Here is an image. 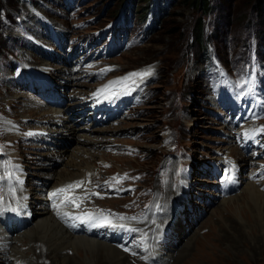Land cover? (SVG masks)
<instances>
[{
	"label": "rangeland",
	"instance_id": "obj_1",
	"mask_svg": "<svg viewBox=\"0 0 264 264\" xmlns=\"http://www.w3.org/2000/svg\"><path fill=\"white\" fill-rule=\"evenodd\" d=\"M202 1L0 0V191L20 176L6 169L11 162L22 163L21 184L34 196L55 164L50 185L91 171L125 174L123 183L93 187L113 199L88 197L98 201L91 209L151 205L140 218L106 212L135 224L116 245L131 259L79 243L68 250L76 261L66 255L64 264H264V1ZM106 86L114 93L95 108ZM56 108L78 134L92 131L86 134L107 147L47 141ZM61 145L72 151L47 163ZM77 151L88 154L73 161ZM64 185L69 195L81 191ZM32 195L38 211L46 201ZM176 205L179 234L175 224L164 227ZM162 214V230L147 233L146 217ZM12 221L0 230L15 237ZM29 229L21 248L44 250L41 225ZM160 235L166 263L154 254ZM1 245L0 264H10Z\"/></svg>",
	"mask_w": 264,
	"mask_h": 264
},
{
	"label": "bare ground",
	"instance_id": "obj_2",
	"mask_svg": "<svg viewBox=\"0 0 264 264\" xmlns=\"http://www.w3.org/2000/svg\"><path fill=\"white\" fill-rule=\"evenodd\" d=\"M114 84L118 85L119 83H114ZM114 88L115 86L114 87L106 86V88L102 90H98V93L95 94L96 95L95 100H97V105L95 108L99 109V107L106 105V101L114 93L113 91ZM62 111H63L62 109H58V108L52 109L50 111L52 112L50 113L51 119L49 120L51 124V126L49 127L51 128V130L48 133L49 137L46 139L47 141L48 140L50 141L53 139L56 140L55 142H59L61 140H71V141H75L77 145H82V146L83 145L87 146L89 144L92 146H97L100 149L107 147L102 142L97 141L95 138L90 137V135L86 134V133H92V131L85 132L83 134H78L80 131L78 128V125L72 124L70 121L65 120V116ZM17 138L19 141L23 139V137H20V138L17 137ZM69 151H72V150H68L67 147L65 148L64 145H61L60 148H58L55 152H52L55 155H51V157L48 158L47 163L49 164L56 163L57 162L56 156H60V159H62L63 156H65V153ZM88 151H86L85 153L88 154ZM85 153L77 151L76 156H74L72 160L73 161H76L78 159L81 160L82 156ZM20 154L22 153L20 152ZM18 157L19 159L23 158L22 155H19ZM19 162L14 161V162H11V164L7 166L5 165L7 170L12 171V169H15L19 171L20 176L13 177L11 180V185L9 187L4 186L5 187L4 191L3 192L0 191L1 196L3 195L8 196V200H6L7 202L0 200V225H1L0 228L3 230L7 228V225L9 226V224L5 223L6 220H11V221L13 220L12 222L15 224L17 223V219L25 218V223L22 229H18L19 231H17V235L15 237L3 234L0 230V237L2 238V240L0 241V244H2L1 249L3 251V258L9 260L10 264H64L65 260L63 259L66 255H68L67 259L69 262L76 261L75 255L68 254V250H70V248L75 249L76 244L84 243L87 246L89 251H93L94 253H97L98 255H100L99 253L100 251H102V253L104 252V248H102V250L100 248V246L104 245L107 247V249L113 250L112 257L114 260H117V259L120 260L121 257L125 259H131L128 255H126L127 251L123 252V250H120L119 252L116 249L117 248L116 245L118 246L119 242H121L119 240H121L122 238L123 240L127 238L125 236L127 232L137 231L135 230V227H136L135 224H130L123 220H113L112 218H109L105 213L112 212V213L118 214L120 216L119 218H124V217L140 218L142 217L146 208L151 205H146L140 210H136V211L130 210L131 212H127L125 210L115 211L112 209H106V208L112 207L110 205H105L106 207H104V209H101V210H94V209L89 208L88 206V204L91 205V203L98 202L97 200L90 202L89 201L91 200L90 198L100 199L101 197H104V198L110 197L107 194H103V193L99 195L97 191L93 190V187L97 183H99L101 180H103L107 184L123 183V176L125 174H121L122 178L120 177L107 178V177L102 176L103 174H101V172L92 173L91 171V172L86 173L85 175L80 174L79 177L76 176V178L78 177L77 180L72 179L71 177H68L70 178L69 180H66L64 182L61 181L62 183L58 182L57 184L55 183L53 185H50V179L56 180V177L54 176L55 174V169H54L55 164H54V165H51V168L49 169V170H53L50 177L45 176L44 178H41L37 182L39 184L38 191H41V192L40 193L33 192V194L36 195L34 196L32 195V191H31L32 188H28L26 185L23 186L21 184V183L26 182V178L24 176L25 173L23 169H21L22 163L21 162L19 163ZM110 176H111V173H110ZM64 184L66 185L72 184L70 185V187H73L74 189L77 186H79L81 188V191L78 193L73 192V194L69 195L68 193L64 191L65 189ZM18 185L22 188V191L20 193L18 192L19 196H17L16 195L17 193H15V188ZM79 187L77 188L79 189ZM50 191L52 192L49 194ZM56 192L60 194V197L59 199L53 201L51 200V196ZM61 192L63 193V195ZM31 195L34 197H39V198L42 197L43 200L45 199L46 202H44L42 206L38 208V211L41 210L40 212L35 211V207L32 208L33 206L29 205L28 200L31 197ZM63 196L64 197L70 196V197L67 198L66 201H64ZM126 198L127 197H125L124 199ZM180 198L181 196L178 197L176 201L177 202L179 201L180 203H182L181 202L182 199ZM109 199H110L109 201H112L113 198L110 197ZM115 199L119 200L121 198L116 197ZM106 200H108V198ZM134 204L132 205L134 206ZM156 205H158V203ZM156 205H154V209L156 208ZM180 208H181V205H176L172 209V212H170V221L164 224L165 228H169L175 224V226H177V230L175 231L178 234L182 230L181 228H183L180 223L181 211H180V216L178 212V209ZM163 215L164 214H162L161 218L159 219H154L153 222L150 221L151 217H146L147 219L143 223V225L149 224V226L146 229H149L150 231L147 232L148 231L147 230L146 231L147 233H152L156 230H162L163 227H162V222L160 220L162 219ZM178 220H179L180 225L176 223ZM34 221L36 224L38 225L40 224L41 228L43 229L41 232H37L36 234L37 239H40L41 241H45V244L47 246H44L45 247L44 250L34 249L32 250L33 252H30L29 250H24V248H21L20 244L21 243L27 244L25 236L29 237L31 234H34L35 229L34 230L29 229V226L31 225L32 222L34 223ZM13 223L10 224V226H13ZM2 224H4V226H2ZM76 226H79L81 230L75 229ZM161 236L162 235H160V241L158 239L159 237L155 238L156 245L158 246L154 254H157V258H162V256H166V257H163L166 263L168 261V260L166 261V258H169L167 255L168 249L166 250L163 247L165 245V242L163 238H161ZM164 239L166 240L167 237H164ZM142 240H144V238H142ZM146 245L143 247L144 249ZM133 248L134 250H137L139 252L141 250L140 246L137 245L136 243L133 244ZM86 260L87 259H85L84 262L86 264H90ZM96 264H101V261L98 260Z\"/></svg>",
	"mask_w": 264,
	"mask_h": 264
},
{
	"label": "trees",
	"instance_id": "obj_3",
	"mask_svg": "<svg viewBox=\"0 0 264 264\" xmlns=\"http://www.w3.org/2000/svg\"><path fill=\"white\" fill-rule=\"evenodd\" d=\"M264 1V0H263ZM198 2H200L201 4H202V0H198ZM205 2H206V0H205ZM208 7H210V6H208ZM202 24H201V22H200V24H199V29H198V32H197V40H200L201 42H202ZM205 45L204 44H202V46H201V49L202 50H205ZM208 50V49H207Z\"/></svg>",
	"mask_w": 264,
	"mask_h": 264
}]
</instances>
